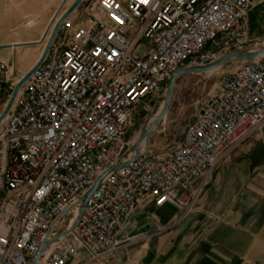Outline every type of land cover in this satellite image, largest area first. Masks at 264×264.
Listing matches in <instances>:
<instances>
[{
    "label": "built area",
    "instance_id": "obj_1",
    "mask_svg": "<svg viewBox=\"0 0 264 264\" xmlns=\"http://www.w3.org/2000/svg\"><path fill=\"white\" fill-rule=\"evenodd\" d=\"M262 3L82 0L0 124V264H33L45 244L38 264L100 262L145 206L190 214L232 151L256 133L264 145V55L223 77L171 150L140 145L136 156L126 140L135 107L160 99L177 69L255 49L248 15Z\"/></svg>",
    "mask_w": 264,
    "mask_h": 264
},
{
    "label": "crops",
    "instance_id": "obj_2",
    "mask_svg": "<svg viewBox=\"0 0 264 264\" xmlns=\"http://www.w3.org/2000/svg\"><path fill=\"white\" fill-rule=\"evenodd\" d=\"M248 28L252 41H264V3L250 11ZM131 225L123 247L94 264H264L262 135H252L219 164L190 214L181 217L170 203L147 205ZM145 225L146 233L126 238Z\"/></svg>",
    "mask_w": 264,
    "mask_h": 264
},
{
    "label": "rangeland",
    "instance_id": "obj_3",
    "mask_svg": "<svg viewBox=\"0 0 264 264\" xmlns=\"http://www.w3.org/2000/svg\"><path fill=\"white\" fill-rule=\"evenodd\" d=\"M74 1L0 0V61L5 65L0 77L8 81L7 85H16L19 78L28 73L38 61L43 52L42 47L44 49L56 21ZM79 11L80 7L72 13L74 18ZM28 23L31 25L28 26ZM50 26L51 29L42 43ZM253 44L255 49L262 48L264 41H253ZM26 51L29 53L28 56L20 60L19 57ZM137 52L142 54V47H139ZM240 63L225 64L213 73L180 75L176 80L169 109L148 138L147 147L158 151L171 150L202 107L218 92L223 77L240 66ZM167 85L168 82L160 99L147 98L135 107L126 134L131 149L140 132L150 126L152 118L159 111L165 100ZM2 104L0 99V112L3 109ZM146 106L148 109L144 110ZM69 218L74 217L70 214Z\"/></svg>",
    "mask_w": 264,
    "mask_h": 264
},
{
    "label": "water",
    "instance_id": "obj_4",
    "mask_svg": "<svg viewBox=\"0 0 264 264\" xmlns=\"http://www.w3.org/2000/svg\"><path fill=\"white\" fill-rule=\"evenodd\" d=\"M81 2H82V0H75L74 3H72V5L66 10V12L56 22V24H55V26H54L51 34H50V37L46 43V46L43 50L41 57L39 58L37 63L28 71V73H26L24 76L19 78L17 84L15 85V87H14V89H13V91H12L8 101H7L5 108L3 109L2 113L0 114V124L5 119V117L9 113V111L11 110L21 86L31 77V75L38 69V67L42 64V62L46 58L47 54L50 51V48L52 47L54 40L58 34V31H59L61 25L79 7ZM50 29H51V26L49 27V29L45 33L42 42L47 37L48 31ZM262 55H264V46L262 48H258V49H254V50H246L245 49V50H240L237 52L229 53V54L225 55L224 57H222L221 59H219L217 62L210 64V65H207V66H204V67H184V68L177 69L171 75L170 79L168 80L166 96H165V100H164V107H163L161 113L156 117V119L153 121V123L148 128H146L144 131L140 132V134L138 135L137 139L135 140V142L133 144L132 149L135 152L136 156L139 155V147H140L141 141L144 139L148 140V138L151 136L154 128L157 126V124L166 115V113L169 109V106L171 104L172 98H173L176 80L180 75H183L186 73L202 74V73L209 72L216 67H221L225 64L235 63V62H244V61H247V60L262 56ZM146 148H148L147 145H146ZM124 165H125V163H121V164L113 167L112 170L116 171L117 169L123 167ZM101 179H102V177H100L94 183V185L83 196L82 202H81L80 215L84 213V211L87 207V204L89 202V199H90L92 193L97 188ZM74 227H75V225L70 230L66 231L63 235H66L67 233H69V231H72L74 229ZM130 228H132L131 224L128 225L127 229H130ZM148 229H149V227L147 225L139 227V228H133L130 230V232L128 233L126 238H133V237L138 236L140 234H144L148 231ZM122 237L123 236H119L118 238H122ZM46 247H47V244H45L42 247L38 258L35 260V262L33 264H38L39 259H40L41 255L44 253Z\"/></svg>",
    "mask_w": 264,
    "mask_h": 264
},
{
    "label": "bare ground",
    "instance_id": "obj_5",
    "mask_svg": "<svg viewBox=\"0 0 264 264\" xmlns=\"http://www.w3.org/2000/svg\"><path fill=\"white\" fill-rule=\"evenodd\" d=\"M56 19V18H55ZM60 19V18H59ZM58 19V20H59ZM57 20V21H58ZM55 21V20H54ZM54 21H53V23H54ZM56 21V22H57ZM56 24V23H55ZM55 26V25H54ZM44 42V41H43ZM42 42V43H43ZM47 43V42H46ZM45 46H46V44H45ZM45 48V47H44ZM44 50V49H43ZM43 53V52H42ZM41 57V56H40ZM220 67H216V68H214V69H212L211 71H209L208 73H213V72H216L218 69H219ZM163 107H164V102L161 104V107H160V109H159V111L154 115V117L152 118V120H151V124L153 123V121L156 119V117L161 113V111H162V109H163ZM165 117V116H164ZM163 117V118H164ZM150 124V125H151ZM146 143H147V140L146 139H144V140H142L141 141V143H140V145H142L143 147L146 145ZM81 202H82V200H81ZM81 202H80V204H79V207H77V209L74 211V218L71 220V225H70V227H69V229H71L74 225H75V220H76V217H77V215L78 214H80V209H81Z\"/></svg>",
    "mask_w": 264,
    "mask_h": 264
}]
</instances>
